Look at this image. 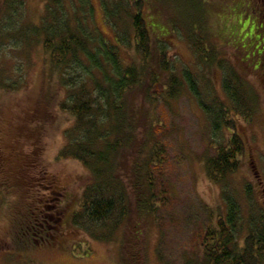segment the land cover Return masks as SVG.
I'll return each mask as SVG.
<instances>
[{"label": "rangeland", "instance_id": "rangeland-1", "mask_svg": "<svg viewBox=\"0 0 264 264\" xmlns=\"http://www.w3.org/2000/svg\"><path fill=\"white\" fill-rule=\"evenodd\" d=\"M142 1V17L150 26L153 40L163 39L177 75L185 69L197 73L202 91L212 89L222 102H227L221 89L222 69L232 71L238 80L237 90L242 87L238 92L239 103L251 107L253 115L249 120L238 115L233 118L243 154L240 169L226 181L227 192L239 201L243 216L248 213L244 185L250 187L256 204L264 207V82L260 71L253 67L255 58L248 56L255 52L249 44L253 33L250 25L255 21L258 2ZM103 4L104 0H86L87 19L104 41L113 44L129 24V17L126 10L117 11L118 17L111 20L115 22L114 30L105 10L109 12L115 9V4L117 7L122 4L113 0L105 2L106 6ZM62 5L68 16L78 11L77 0L62 1ZM258 5L264 6V0ZM45 6L46 0H26L22 8L24 27L37 25L45 14ZM172 22L181 23L185 29L197 24L206 27L210 34L206 44L214 47L215 57L224 68L215 63L199 67L188 38ZM8 25L9 22L5 27ZM11 44L12 40H0V80L11 78V82L21 83L26 78V87L11 92L0 90V264H124L123 248L125 245L129 248L128 237L133 239L134 250L142 249L146 264H189L194 259L193 236L209 221L215 223L225 214L222 188L207 178L205 161L215 147L227 141L231 130L213 134L209 119L187 90L176 100H159L152 107L160 124L155 129L160 128L158 135L168 156L160 180L173 192L166 205L157 208V220L162 226L154 218L132 216L109 242L93 240L72 223L91 176L78 161L60 157L65 146L64 133L73 119L59 107L65 93L58 76L41 46L20 51L11 49ZM120 57L129 63L132 54L123 47ZM134 99L140 103L137 95ZM39 181L47 187L51 183L62 192V232L53 243L22 248L13 241V228L18 221L16 217L24 214L26 193L34 190ZM49 194L48 189L37 197L45 200Z\"/></svg>", "mask_w": 264, "mask_h": 264}, {"label": "trees", "instance_id": "trees-1", "mask_svg": "<svg viewBox=\"0 0 264 264\" xmlns=\"http://www.w3.org/2000/svg\"><path fill=\"white\" fill-rule=\"evenodd\" d=\"M62 1L65 0H46L39 23L24 27L22 8L26 0H0V40H12L11 49L20 51L41 46L65 93L59 107L72 117L73 124L64 133L60 157L78 161L91 176L72 216L73 225L93 240L109 242L132 216L158 221L157 208L166 205L173 192L160 180L168 156L158 135L160 128L155 129L160 124L152 107L161 99L176 100L187 90L209 119L213 134L227 129L232 132L205 161L207 178L222 188L225 214L215 223L209 221L193 236L194 259L189 264H264V207L256 204L250 187L244 185L248 213L243 216L239 201L228 194L226 186L228 177L240 169L243 154L233 118L238 115L249 120L253 115L251 107L239 103L242 87L237 90L238 80L232 71L222 69L221 89L227 98L222 102L212 89L202 91L197 73L187 69L178 75L174 72L163 39L153 40L150 26L142 17V0H113L122 5L105 10L114 30L115 22L111 20L118 17L117 11L126 10L129 17V24L113 44L104 41L88 21L86 0H77L78 11L69 16L62 10ZM258 3L255 21L250 25L253 33L249 44L255 52L248 56L255 58L253 67L260 71L264 82V6ZM180 24L172 22L188 38L199 67L215 63L224 68L215 57L214 47L206 44L210 38L208 29L197 24L189 32ZM123 47L132 54L129 63L120 57ZM24 82L1 79L0 90L19 91L26 87ZM136 95L140 103L134 99ZM45 189L50 194L41 200L37 196L46 193ZM61 201L62 192L51 183L47 187L39 181L34 190H28L24 214L16 217L13 228L16 245L29 248L53 243L62 232ZM158 224L162 226L159 221ZM131 240L126 239L129 248H123V263L146 264L142 249L134 250Z\"/></svg>", "mask_w": 264, "mask_h": 264}, {"label": "flooded vegetation", "instance_id": "flooded-vegetation-1", "mask_svg": "<svg viewBox=\"0 0 264 264\" xmlns=\"http://www.w3.org/2000/svg\"><path fill=\"white\" fill-rule=\"evenodd\" d=\"M254 1V0H253Z\"/></svg>", "mask_w": 264, "mask_h": 264}]
</instances>
